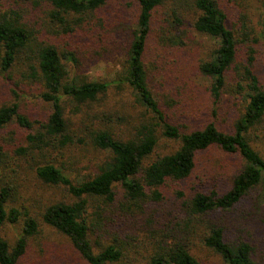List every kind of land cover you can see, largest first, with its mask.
<instances>
[{
    "label": "trees",
    "instance_id": "trees-1",
    "mask_svg": "<svg viewBox=\"0 0 264 264\" xmlns=\"http://www.w3.org/2000/svg\"><path fill=\"white\" fill-rule=\"evenodd\" d=\"M246 7L0 0V226L15 230L0 227V264H133L143 247L146 264H202L196 239L225 264H253L224 217L264 190V78ZM107 53L119 60L110 77L81 73ZM226 93L243 106L221 121Z\"/></svg>",
    "mask_w": 264,
    "mask_h": 264
},
{
    "label": "rangeland",
    "instance_id": "rangeland-1",
    "mask_svg": "<svg viewBox=\"0 0 264 264\" xmlns=\"http://www.w3.org/2000/svg\"><path fill=\"white\" fill-rule=\"evenodd\" d=\"M14 1V0H13ZM242 3L244 10L247 8L250 15L255 16L257 25V36L260 38V43L257 46L259 49V54L255 65L258 67V71L262 74L264 78V2H259V0H252L247 2L246 0H238ZM209 42V39H204L202 42L201 48ZM191 43L193 45H198V40H193ZM116 53V52H115ZM93 53L90 52L89 58H92ZM157 57V54L154 52L150 53L147 62L149 65L153 63V60ZM115 54L107 53L101 54L96 57L91 64H87L81 70V73H84L85 76L90 77H110L114 70L116 63L119 60L115 61ZM201 84L206 88L209 86V80L200 76ZM207 89V88H206ZM225 98L228 100L230 107L229 110H223V113L220 116V120H227L229 116L236 114V111L241 112L243 106V98L241 94H231L226 93ZM236 98V99H235ZM203 100V99H202ZM204 100L211 102L210 92H206L204 95ZM225 100V99H224ZM33 105V108H41V104L31 99L29 100ZM227 103V104H228ZM258 137L256 138V146L264 152V127H260ZM90 157V156H89ZM83 166H86L83 163ZM93 166V164H92ZM30 174V173H29ZM225 220L227 221V231H229L232 237L241 236L243 239L247 240L253 247V264H264V190L259 188L255 190L248 199H245L234 211L224 215ZM3 236L8 239L13 238L15 230L11 229L8 225L0 226ZM196 245L194 247L193 253L199 258L202 264H225L220 256L215 254L213 251L209 250L205 246H201L199 239L195 240ZM136 251V250H135ZM140 252H133L129 258L133 264H146V257L149 250L145 247L139 250ZM128 261V260H127ZM126 262V261H125Z\"/></svg>",
    "mask_w": 264,
    "mask_h": 264
}]
</instances>
